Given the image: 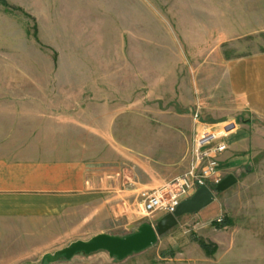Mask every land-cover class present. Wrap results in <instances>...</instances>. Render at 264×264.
<instances>
[{
	"label": "crops",
	"instance_id": "obj_1",
	"mask_svg": "<svg viewBox=\"0 0 264 264\" xmlns=\"http://www.w3.org/2000/svg\"><path fill=\"white\" fill-rule=\"evenodd\" d=\"M258 3L264 8V0ZM165 58L147 89L131 79L122 85L119 65L107 62L87 84L69 76L57 87L0 88V221L75 212L92 230L90 237L139 227L147 223L142 196L189 168L191 139L208 126H234L224 138L218 169L222 177H235L230 173L247 161L237 155L247 150V128L254 117L264 119V50L212 53L191 70L188 56ZM247 164L242 170L252 172ZM227 212L221 226L212 219L211 229L199 234L212 243L211 255L191 238L135 264H264V214L254 217L256 226L249 212L244 224L238 211ZM153 246L117 263L151 256Z\"/></svg>",
	"mask_w": 264,
	"mask_h": 264
},
{
	"label": "rangeland",
	"instance_id": "obj_2",
	"mask_svg": "<svg viewBox=\"0 0 264 264\" xmlns=\"http://www.w3.org/2000/svg\"><path fill=\"white\" fill-rule=\"evenodd\" d=\"M6 1L9 9L0 5V88L38 83L57 87L60 79L69 81V76L87 84L107 62L119 65L122 85L131 79L147 89L156 74L155 65L163 66L168 54L188 56L185 65L191 70L212 53L228 57L264 50V30H260L264 8L256 4L259 0ZM252 122L246 127L247 150L237 154L247 155V161L230 173L237 179L230 190L215 194V204L205 212L181 217L176 227L158 238L151 256H131L127 264L153 258L157 249L161 253L186 244L205 227L211 229L215 216L221 215L224 221L227 209L238 211L241 224L248 212L253 216L251 223L264 214V119L254 117ZM248 162L252 172L242 170ZM79 218L78 213L65 212L40 221H0V264H41L44 256L76 240H88L92 230ZM137 229L120 232L118 228L111 235L124 237ZM84 255L44 264L119 261L105 252Z\"/></svg>",
	"mask_w": 264,
	"mask_h": 264
},
{
	"label": "built area",
	"instance_id": "obj_3",
	"mask_svg": "<svg viewBox=\"0 0 264 264\" xmlns=\"http://www.w3.org/2000/svg\"><path fill=\"white\" fill-rule=\"evenodd\" d=\"M197 119L198 114L195 113L193 120ZM228 130L227 127L216 130L208 126L193 135L189 168L171 182L142 196L141 209L148 224L153 225L155 217L173 214L179 203L190 198L199 188L210 189L222 180L218 157L226 151L224 138ZM214 222L221 224L223 217L216 216Z\"/></svg>",
	"mask_w": 264,
	"mask_h": 264
},
{
	"label": "water",
	"instance_id": "obj_4",
	"mask_svg": "<svg viewBox=\"0 0 264 264\" xmlns=\"http://www.w3.org/2000/svg\"><path fill=\"white\" fill-rule=\"evenodd\" d=\"M235 183L236 178L228 175L214 187V190L201 187L190 198L179 203L173 214L160 217L153 225L144 223L130 235L119 237L106 233L97 234L85 241L76 240L43 258H46L48 262H56L59 259L70 260L79 253L87 255L105 252L109 257L119 261L123 260L134 253L153 246L159 237L177 226L181 217L200 212L214 201L215 194L226 191Z\"/></svg>",
	"mask_w": 264,
	"mask_h": 264
},
{
	"label": "trees",
	"instance_id": "obj_5",
	"mask_svg": "<svg viewBox=\"0 0 264 264\" xmlns=\"http://www.w3.org/2000/svg\"><path fill=\"white\" fill-rule=\"evenodd\" d=\"M0 5H2L3 7H5L6 9H9L10 8V5L7 3L6 0H0ZM222 224L218 225V226H221ZM193 240L198 244V246L203 249L205 251L206 254L208 255H211L213 251H210L208 248H209V245L206 244L202 239L198 238L197 236H194L193 237ZM86 256V255H84ZM116 259V258H115ZM44 263H49L47 261L46 258H43L42 261H41V264H44Z\"/></svg>",
	"mask_w": 264,
	"mask_h": 264
}]
</instances>
